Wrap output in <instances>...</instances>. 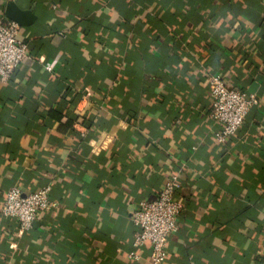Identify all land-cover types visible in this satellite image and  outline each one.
<instances>
[{"label":"crops","instance_id":"0c3cea01","mask_svg":"<svg viewBox=\"0 0 264 264\" xmlns=\"http://www.w3.org/2000/svg\"><path fill=\"white\" fill-rule=\"evenodd\" d=\"M11 4L30 54L0 83V209L13 187L57 207L23 234L0 213V264H147L132 216L173 174L165 264H264V0ZM213 76L261 100L223 145Z\"/></svg>","mask_w":264,"mask_h":264},{"label":"built area","instance_id":"2783aa9c","mask_svg":"<svg viewBox=\"0 0 264 264\" xmlns=\"http://www.w3.org/2000/svg\"><path fill=\"white\" fill-rule=\"evenodd\" d=\"M18 23L0 18V83H7L29 57L30 49L21 38ZM56 62L48 64L52 72ZM211 97L210 117L217 129L215 141L223 145L236 135L252 109L260 106L257 94L229 89L218 76L209 80ZM51 186L32 193H24L13 187L6 195L0 209L5 218L17 220L19 233L33 229L39 215L57 207L51 200ZM182 190L181 176L173 174L154 200L141 201L132 216L133 224L139 229L129 253L132 260L140 259V250L149 245L151 249L147 264H165L169 239L180 230L178 218L183 204L178 198Z\"/></svg>","mask_w":264,"mask_h":264},{"label":"water","instance_id":"95a60500","mask_svg":"<svg viewBox=\"0 0 264 264\" xmlns=\"http://www.w3.org/2000/svg\"><path fill=\"white\" fill-rule=\"evenodd\" d=\"M15 8H14V4H11L8 7V14L7 16L13 20V22H16L19 24V26L24 25V23L21 21L22 18L21 17H25L27 14L25 13H15ZM20 16V17H19ZM28 24V23H27Z\"/></svg>","mask_w":264,"mask_h":264},{"label":"trees","instance_id":"16d2710c","mask_svg":"<svg viewBox=\"0 0 264 264\" xmlns=\"http://www.w3.org/2000/svg\"><path fill=\"white\" fill-rule=\"evenodd\" d=\"M28 46H29V44H28ZM29 49H30V48H29ZM51 116L55 117V113H54L53 111L51 112ZM60 117H61V116H59V118H60ZM69 123L72 125V124H73L72 120H70Z\"/></svg>","mask_w":264,"mask_h":264}]
</instances>
